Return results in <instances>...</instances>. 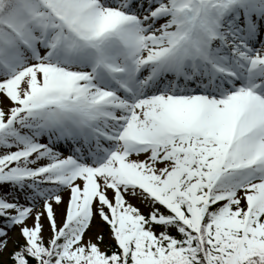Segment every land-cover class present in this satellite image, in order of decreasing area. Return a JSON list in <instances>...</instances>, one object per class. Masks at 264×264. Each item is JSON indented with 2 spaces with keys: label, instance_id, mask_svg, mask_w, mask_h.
Wrapping results in <instances>:
<instances>
[{
  "label": "snow or ice",
  "instance_id": "obj_1",
  "mask_svg": "<svg viewBox=\"0 0 264 264\" xmlns=\"http://www.w3.org/2000/svg\"><path fill=\"white\" fill-rule=\"evenodd\" d=\"M0 264H264V0H0Z\"/></svg>",
  "mask_w": 264,
  "mask_h": 264
},
{
  "label": "rangeland",
  "instance_id": "obj_2",
  "mask_svg": "<svg viewBox=\"0 0 264 264\" xmlns=\"http://www.w3.org/2000/svg\"><path fill=\"white\" fill-rule=\"evenodd\" d=\"M133 203H135V204H137V206H139V207H141V209L142 210H144V206L143 205H141L140 203H139V201H132ZM93 231H95V228L93 229ZM45 234L47 235V226H46V228H45ZM104 236H105V243H104V245L103 246H105V247H107V245L108 244H110V243H112V241H110V240H108L107 239V236H108V233H107V228L105 227V229H104Z\"/></svg>",
  "mask_w": 264,
  "mask_h": 264
}]
</instances>
